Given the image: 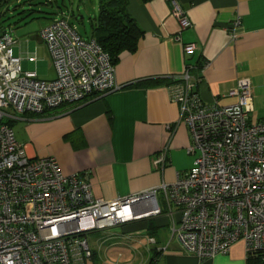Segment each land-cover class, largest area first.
I'll list each match as a JSON object with an SVG mask.
<instances>
[{"label":"built area","instance_id":"2783aa9c","mask_svg":"<svg viewBox=\"0 0 264 264\" xmlns=\"http://www.w3.org/2000/svg\"><path fill=\"white\" fill-rule=\"evenodd\" d=\"M169 2L179 29L188 27L186 14L175 0ZM239 24L236 17L233 26ZM38 36L52 60V80L23 70L13 53L15 40L6 29L0 33V264H90L89 232L164 210L181 248L199 259L226 254L238 241L247 257L264 259V120H249V78L240 77L228 92L236 103L209 106L184 71L178 78L185 80L187 91L177 100L190 133L192 167L172 183L104 200L91 192L88 172L65 174L54 156H30L5 121L79 105L120 87L110 56L94 38H82L64 16ZM193 49L184 46L186 52ZM167 153L164 147L155 155L156 167L163 169Z\"/></svg>","mask_w":264,"mask_h":264},{"label":"crops","instance_id":"0c3cea01","mask_svg":"<svg viewBox=\"0 0 264 264\" xmlns=\"http://www.w3.org/2000/svg\"><path fill=\"white\" fill-rule=\"evenodd\" d=\"M175 1L190 22L184 29L171 15L169 0H125L127 13L143 35L136 51L121 52L115 64L120 87L39 117L23 115L19 120L28 138L18 140L21 134L15 138L30 156H54L65 174L88 172L93 195L104 200L174 182L194 159L187 152L190 133L183 104L177 100L187 91L185 80L178 78L184 71L194 82V92L209 106L236 103L228 92L240 77L249 78L253 95L249 120H264V0ZM59 14L64 16L60 11L56 17ZM236 17L238 27L233 26ZM12 37L13 53L23 70L35 71L45 80L55 78L38 32L17 31ZM187 44L194 45L191 52L184 51ZM164 147L167 162L160 169L154 157ZM166 224L171 231V218L164 210L123 225L120 235L110 229L102 234L108 236V249L140 248L145 243L137 264H249L242 241L226 254L199 259L181 248L172 231L163 227ZM113 236L114 243L109 244Z\"/></svg>","mask_w":264,"mask_h":264},{"label":"rangeland","instance_id":"374dc122","mask_svg":"<svg viewBox=\"0 0 264 264\" xmlns=\"http://www.w3.org/2000/svg\"><path fill=\"white\" fill-rule=\"evenodd\" d=\"M98 7L99 0H7L0 5V33L2 29L9 31L11 36H15L17 31L37 33L57 18V12L61 11L78 34L88 40L93 36L91 23L98 14ZM20 118V115H16L14 120L5 117V121L11 125L15 137L21 134L18 140L20 138L25 140L28 137L24 127H21ZM158 197L162 200L160 193ZM167 226L166 224L163 227L169 232ZM122 229V226H117L111 228L109 232L120 235ZM87 238L91 250L95 253L96 264H137L145 245L144 243L138 246L140 248L108 249L106 247L108 241H105L108 238L107 234L94 231L88 234ZM113 238L114 236L109 239V244L114 243Z\"/></svg>","mask_w":264,"mask_h":264},{"label":"trees","instance_id":"16d2710c","mask_svg":"<svg viewBox=\"0 0 264 264\" xmlns=\"http://www.w3.org/2000/svg\"><path fill=\"white\" fill-rule=\"evenodd\" d=\"M6 1L7 0H0V5L2 2ZM142 1L145 2L149 0ZM125 5V0H100L98 14L91 24L93 31L92 38H94L101 48L110 56L114 65L118 61L121 52L136 51L138 41L143 35V32L127 13ZM58 16L62 17L61 15ZM93 232L94 231L89 232L88 234ZM95 232L103 233L102 231ZM260 259L259 257H248L249 264L251 262H254V264H264V261ZM95 260L96 256L92 250V260L90 264H96Z\"/></svg>","mask_w":264,"mask_h":264},{"label":"bare ground","instance_id":"6f19581e","mask_svg":"<svg viewBox=\"0 0 264 264\" xmlns=\"http://www.w3.org/2000/svg\"><path fill=\"white\" fill-rule=\"evenodd\" d=\"M92 192V191H91Z\"/></svg>","mask_w":264,"mask_h":264}]
</instances>
